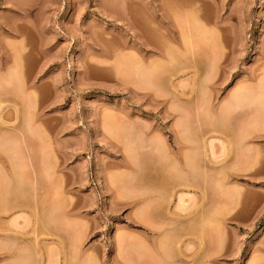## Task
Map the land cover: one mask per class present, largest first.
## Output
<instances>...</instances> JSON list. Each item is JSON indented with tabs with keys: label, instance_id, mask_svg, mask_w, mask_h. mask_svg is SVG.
<instances>
[{
	"label": "rangeland",
	"instance_id": "rangeland-1",
	"mask_svg": "<svg viewBox=\"0 0 264 264\" xmlns=\"http://www.w3.org/2000/svg\"><path fill=\"white\" fill-rule=\"evenodd\" d=\"M159 23L201 26L215 65L203 54L165 62ZM260 68L264 0H0V264H164V253L173 264H264V106L238 97L227 108ZM181 135L206 146L188 179L164 153ZM173 210L184 212L176 222Z\"/></svg>",
	"mask_w": 264,
	"mask_h": 264
},
{
	"label": "bare ground",
	"instance_id": "bare-ground-1",
	"mask_svg": "<svg viewBox=\"0 0 264 264\" xmlns=\"http://www.w3.org/2000/svg\"><path fill=\"white\" fill-rule=\"evenodd\" d=\"M130 2H132V1H130ZM135 2V1H134ZM134 2H133V5H134ZM136 3V2H135ZM171 4L173 3V2H170ZM175 3V2H174ZM136 4H138V2L136 3ZM132 5V4H131ZM131 5H130V3H128V10L130 9L129 8V6L131 7ZM175 5H176V3H175ZM178 5V4H177ZM171 5H169V7H170ZM136 7V6H135ZM134 6H133V8H135ZM163 7H165V9H166V6L164 5ZM177 7V6H176ZM132 8V7H131ZM136 9V8H135ZM134 9V10H135ZM160 9H162V8H160ZM164 9V10H165ZM170 9L171 10H173L174 11V9H173V7H170V8H168V10H169V12H171L170 11ZM131 10V9H130ZM130 10H129V12H130ZM167 10V9H166ZM132 11V10H131ZM160 11H162V10H160ZM165 12V11H164ZM168 12V11H167ZM166 12V13H167ZM131 13V12H130ZM153 13V12H152ZM128 15V14H127ZM131 16H133V14H131ZM163 16V15H162ZM130 17V16H129ZM132 18V17H131ZM133 18H134V16H133ZM128 20V19H127ZM141 23V22H140ZM143 24H146L145 22H142ZM189 23V22H188ZM128 24H129V20H128ZM143 24H138V25H140L142 28H139V27H137L138 29H140V30H138V33L140 32L142 35H143V37H145V39H147V38H149V39H152L151 37H153V36H148V33H147V31L146 30H148V29H145V28H147V25H146V27L145 26H142ZM163 25V24H162ZM160 23L158 24V25H156L155 27H157V28H155L154 30L155 31H159L160 32V34H161V36H163V38H162V40H164L163 41V43L160 41H158L157 40V42H159V44L155 41V43H154V48H156V49H158L159 51H160V53H162L163 54V58H165V59H163V58H161V59H163L165 62H167L168 64H170V65H175V66H178V64L180 65V63H179V61L182 63L183 61H184V59H187V58H192V57H195V56H199L200 54L202 55V56H204L205 58L204 59H206L207 61L206 62H208L209 63V65L210 66H212V65H215V62L217 61H215L214 59H212L213 57H210L211 56V54L212 53H207V51L209 50V49H206L207 51H205V50H203V49H205V44H203V45H205L204 47L201 45L202 43H199L198 41H196V38H195V36L196 35H198V36H200L201 38L203 37H205L206 38V36H205V33H202L203 32V30L202 29H199V28H202L201 26H196V25H194V23L192 24H190L189 26L188 25H186L185 27H181V28H179V30H178V27L177 28H173L174 26H176V25H173V27H171V25H169V24H166V26L164 25V27L162 26ZM129 26H131L130 24H129ZM179 27H180V25H179ZM152 28V27H151ZM154 28V27H153ZM136 29V28H135ZM161 29H163L165 32L163 33V31H161ZM177 29V30H176ZM150 30V29H149ZM154 30H152L151 29V31L153 32ZM201 30V31H200ZM154 31V32H155ZM150 32V31H149ZM158 32V33H159ZM162 32V33H161ZM198 32V33H197ZM158 33H156V34H158ZM140 34V35H141ZM141 35V36H142ZM160 36V35H159ZM155 37H157V36H155ZM153 39H154V37H153ZM152 41V40H151ZM142 42H143V39H142ZM146 42V41H145ZM144 42V46L146 45V46H149V44H147L148 43V41H147V43H145ZM154 42V41H153ZM152 42V43H153ZM176 42H178V44L176 43ZM149 43H151L150 41H149ZM161 43V44H160ZM176 43V44H175ZM177 45V46H176ZM203 48H202V47ZM206 48H207V46H206ZM209 52H210V50H209ZM200 55V56H201ZM159 61V63L161 62L160 61V59H158ZM183 60V61H182ZM186 61V60H185ZM184 61V62H185ZM140 62V61H139ZM164 62V66H168V65H166V63ZM141 63V62H140ZM214 63V64H213ZM144 64V63H143ZM162 64V63H161ZM160 64V65H161ZM212 64V65H211ZM137 65V64H136ZM162 65V66H163ZM208 65V66H209ZM138 66L139 67H141V69L139 68V72L141 73V70H142V68H144L145 67V64L142 66V64L141 65H139V63H138V65H137V68H138ZM154 65H152V67H153ZM163 66V67H164ZM209 66V67H210ZM149 68L150 67H147L146 68V70L148 69L149 70ZM259 69V68H258ZM137 70V69H136ZM142 71H145V70H142ZM150 71V70H149ZM258 70L257 69H254V70H251L250 71V73L243 79V82H241V86H239V94H238V92L237 91H235V93L237 94L236 96L234 95H232V96H230V99H229V101H228V106H227V108H232L233 106H235V103H236V100H237V98L239 97H241V98H244L246 101H250L251 102V104L252 103H255L254 101H257V102H259V104L261 103V105H263L264 106V68H260V72L258 73L257 72ZM145 72H147V71H145ZM146 74V73H145ZM145 74L143 75V76H145ZM207 80L205 79V81L204 82H206ZM146 83V82H145ZM148 83V82H147ZM243 83V84H242ZM149 84V83H148ZM149 86V85H148ZM151 86V85H150ZM144 87V86H143ZM147 88V87H146ZM231 95V94H230ZM174 97H175V95H174ZM241 98H240V100H241ZM174 100V99H173ZM245 101V102H246ZM244 102V103H245ZM239 103V102H238ZM206 104V103H205ZM249 104V103H248ZM209 104H207V106H208ZM177 110V109H176ZM180 110V109H179ZM179 110H178V112H179ZM187 115V114H186ZM185 115V116H186ZM186 122V121H185ZM183 124V123H182ZM180 125V124H179ZM179 127V126H178ZM183 127V126H182ZM215 128H216V126H215ZM185 130V129H184ZM183 130V131H184ZM241 130V129H240ZM144 131V130H143ZM182 131V132H183ZM187 131V130H186ZM189 131V130H188ZM145 132V131H144ZM147 132V131H146ZM237 133L238 134H236V136H234V137H236V140L235 141H237L238 142V145L237 146H244V144H245V142H246V139L249 137V134H247V132H244V131H237ZM186 134V133H185ZM176 135H177V133H176ZM176 135H175V137L174 138H176V139H178V141H179V138L178 137H176ZM190 135V134H189ZM2 136V135H1ZM1 136H0V140H1ZM183 138L182 139H184L183 141H184V144H181L183 141L182 140H180V142L178 143L177 142V140H176V144L175 145H177V150H180L181 148L182 149H184V151L182 152V153H180V152H177V150L176 151H173V150H171L170 149V147H169V150H165V156H166V158L168 157L169 159V163H168V165L171 167V169H174V170H176V171H180V173H182V174H184L185 175V177L188 179L189 177V175L191 176V171L193 172V170H192V168H193V158H194V154H195V150L196 149H198V147H201V148H204V147H206V146H200V145H195L194 143L195 142H192V141H194V140H187L186 141V139L184 138V137H186V136H184V135H181ZM155 137V136H154ZM188 137V136H187ZM195 137V136H194ZM258 137V136H257ZM5 139V138H4ZM3 138H2V140H4ZM141 139V138H140ZM139 139V140H140ZM145 139V138H144ZM154 139V138H153ZM157 139V138H156ZM188 139V138H187ZM191 139V138H190ZM193 139V138H192ZM195 139V138H194ZM235 139V138H234ZM10 140V139H9ZM12 140V139H11ZM10 140V141H11ZM147 140V139H146ZM155 140V139H154ZM160 140V139H159ZM175 140V139H174ZM198 139H196V141H197ZM142 141V140H141ZM149 141V140H148ZM156 141V140H155ZM182 141V142H181ZM199 141V140H198ZM202 141V140H201ZM211 139H210V143H209V145L210 144H212L211 143ZM1 142V141H0ZM14 142V141H13ZM17 142V141H16ZM203 142V141H202ZM18 143V142H17ZM154 142H151L150 144H151V146H152V144H153ZM7 144H8V141H7ZM155 144V143H154ZM199 144V143H198ZM1 145V144H0ZM5 144H3L2 145V148H3V146H4ZM142 145V144H141ZM181 145V146H180ZM206 145V144H205ZM12 146V145H11ZM163 146V145H162ZM1 147V146H0ZM143 147H144V145H143ZM154 147H156V146H154ZM160 147V146H159ZM163 147H165V146H163ZM162 147V148H163ZM178 147H180V148H178ZM223 147L225 148V146L223 145ZM246 147V146H245ZM208 148H209V146H208ZM212 148H213V146L212 145H210V152L212 153ZM9 149V148H8ZM152 149V148H151ZM150 149V150H151ZM159 149V148H158ZM160 149H161V147H160ZM160 149H159V152H160ZM207 149V148H206ZM7 150V149H6ZM156 151L158 152V150L156 149ZM1 152V151H0ZM200 152V151H199ZM152 153H153V151H152ZM180 153V154H179ZM203 153V152H202ZM201 153V154H202ZM4 154V153H3ZM200 154V155H201ZM204 154L206 155V152H204ZM203 154V155H204ZM180 155H182V156H180ZM2 156V155H1ZM8 156V155H7ZM134 156H136L135 154H134ZM164 156V155H163ZM197 155H195V157H196ZM207 157H209L208 156V154L206 155ZM211 156H212V154H211ZM158 157V156H157ZM156 157V158H157ZM160 157V156H159ZM203 158H204V156H202ZM132 158V157H131ZM160 158H162V157H160ZM165 158V157H164ZM165 158V161L167 160ZM11 159V158H10ZM133 159V158H132ZM207 159H209V158H207ZM207 159L205 160L206 162H207ZM198 160V159H197ZM12 162H13V160H11ZM10 161V162H11ZM161 161V160H160ZM200 161H202V159H201V157H200ZM199 161V162H200ZM10 162H8V164H10ZM129 162V161H128ZM127 162V164H129ZM134 162V161H133ZM135 162H136V160H135ZM135 162H134V165H136L135 164ZM195 162V161H194ZM198 162V163H199ZM205 162V163H206ZM139 163V162H138ZM163 163H164V161H163ZM162 163V164H163ZM197 163V164H198ZM12 164V163H11ZM165 164V163H164ZM203 164H204V161H203ZM206 164H208V163H206ZM13 165V164H12ZM15 165H17V164H15ZM15 165H13V168L15 169L16 168V166ZM131 165V164H130ZM211 165V164H210ZM209 165V166H210ZM138 166V165H137ZM168 166V167H169ZM209 166H208V168H209ZM226 166V165H225ZM140 167V166H139ZM167 167V168H168ZM202 167V166H201ZM205 167V166H204ZM19 168V167H18ZM138 168V167H137ZM136 168V169H137ZM195 168V167H194ZM217 168V167H216ZM9 169V168H8ZM169 169V168H168ZM222 169H223V167H221V169H220V171H222ZM10 170V169H9ZM207 170V169H206ZM218 170H219V168H218ZM15 171V170H14ZM16 171H18V170H16ZM209 171H211V168H210V170ZM229 171V170H228ZM7 172V171H6ZM213 172H214V170H213ZM217 171H216V169H215V174H217L216 173ZM4 173V172H3ZM137 173V172H136ZM179 173V172H178ZM211 173V172H210ZM222 173H223V171H222ZM221 173V174H222ZM228 173V172H227ZM12 174V173H11ZM15 174V173H14ZM19 174V173H18ZM17 174V175H18ZM134 175H136L135 173H134ZM181 175V174H180ZM180 175H178V176H180ZM3 176H5V174L3 175ZM9 176V175H8ZM12 176V175H11ZM173 176H175V175H173ZM177 176V177H178ZM183 176V175H182ZM209 176H211V175H209ZM209 176H207V177H209ZM212 176H213V174H212ZM215 176V175H214ZM218 176V175H217ZM216 176V177H217ZM224 176H225V174H224ZM223 176V177H224ZM10 177V176H9ZM9 177H7V179L9 178ZM14 177V176H13ZM20 177V176H19ZM18 177V178H19ZM32 177V176H31ZM129 177V176H128ZM134 177V176H133ZM16 178V177H15ZM135 178V177H134ZM215 178V177H214ZM12 179V178H11ZM14 179V178H13ZM21 179V178H20ZM211 179V178H210ZM18 181H20L19 179H17ZM221 180V179H220ZM218 180V183L220 182V183H222L221 181L223 180ZM22 181V180H21ZM24 181V180H23ZM185 181V180H184ZM213 181V180H212ZM216 181V180H215ZM10 182H12L11 180L9 181V182H6V184H9ZM15 183H16V181H14ZM13 182V183H14ZM188 182V181H187ZM13 183H11L10 185L12 186L13 185ZM15 183H14V185L13 186H15ZM18 183V182H17ZM16 183V184H17ZM24 183H26V182H23V184ZM183 184L185 183V182H182ZM21 183H19V185H20ZM30 184V183H29ZM10 185L8 186L7 185V187L5 186V184H4V186L7 188V189H5V191L6 190H8V188H10ZM215 185H217V184H215ZM13 186H12V188H13ZM26 186H28V185H26ZM189 186H190V184H189ZM221 186H223V184L222 185H220V187ZM23 187V186H22ZM12 188H11V190H12ZM25 188V187H24ZM33 188V187H32ZM31 188V189H32ZM23 189V188H22ZM8 191V192H11L12 193V191ZM17 189H15V191H16ZM145 189H143L142 190V193H144L143 191H144ZM156 190V189H155ZM18 191H19V189H18ZM149 191H150V189H149ZM160 191V190H159ZM164 191V190H163ZM1 192V191H0ZM139 192V191H138ZM146 192H147V190H146ZM145 192V193H146ZM2 193H3V191H2ZM1 193V194H2ZM4 193H6V192H4ZM147 193H149V192H147ZM146 193V194H147ZM150 193H151V191H150ZM152 193H153V191H152ZM154 193H157V195H158V193L159 192H154ZM136 194H137V192H136ZM146 194H144V195H146ZM159 194H161V193H159ZM165 194V193H164ZM4 195V194H3ZM6 195H8V194H6ZM138 195V194H137ZM163 195V194H162ZM161 195V196H162ZM168 195V194H167ZM180 195V194H179ZM2 196V195H1ZM11 196V195H10ZM169 196V195H168ZM17 197H18V194H17ZM19 197H20V195H19ZM163 197H164V195H163ZM8 198V197H7ZM6 198V199H7ZM138 198V197H137ZM141 198V197H140ZM165 198H167V196H165ZM14 199V198H13ZM16 200V199H15ZM149 200V199H148ZM170 200V199H169ZM137 201H139V200H137ZM154 201V200H153ZM158 201V200H157ZM168 201V200H167ZM8 202H9V200H8ZM147 202V200L145 201V203ZM183 202H184V200H183V198H182V195H180V196H178V199H177V204L175 205V207H176V209H178L179 207H181V206H183ZM10 203V202H9ZM151 203H153V202H151ZM142 204H144L143 202L141 203V205ZM148 204H150L149 202L147 203V205ZM157 203H155L154 202V206L156 205ZM9 205H11V204H9ZM8 205V206H9ZM13 205H16V204H14L13 203ZM12 205V206H13ZM18 205H19V203H18ZM26 205V204H25ZM51 205V204H50ZM140 205V206H141ZM146 205V206H147ZM17 206V205H16ZM20 206H23V205H20ZM53 206H56V205H53ZM145 206V205H144ZM145 206V207H146ZM153 206V207H154ZM160 206H161V204H160ZM15 207V206H14ZM24 207V206H23ZM22 207V208H23ZM52 207V206H51ZM57 207V206H56ZM147 207H149V205L147 206ZM152 207V206H151ZM44 208H46V206L44 207ZM44 208H42L43 210H44ZM50 208V207H49ZM144 208V207H143ZM155 208V207H154ZM205 208V207H204ZM47 209V208H46ZM152 209V208H151ZM150 209V210H151ZM208 209V208H207ZM9 210V207H8V209H7V211ZM54 210L56 211V209L54 208ZM54 210L52 209L50 212H49V216H52L53 215V213H54ZM146 210V209H145ZM156 210V209H155ZM154 210V211H155ZM168 210V209H167ZM185 210V209H184ZM202 210V209H201ZM211 210V209H210ZM4 211H5V209H4ZM10 211V210H9ZM41 211V210H40ZM40 211H38L37 213H40ZM45 211V210H44ZM140 211V210H139ZM205 211V210H204ZM212 211V210H211ZM3 212V211H2ZM35 212V211H34ZM59 212V211H58ZM142 212V211H141ZM161 212V211H160ZM167 212V211H166ZM202 212V211H201ZM213 212V211H212ZM149 213L151 214V212L149 211ZM157 213V212H156ZM169 213V212H168ZM170 213H171V215H170V217H172V218H170L169 216V218L172 220V221H170V222H176L177 220H178V218L179 217H182L184 214V212L183 211H180V212H174V210L173 211H170ZM207 212H205V214H206ZM42 213H40V215H41ZM55 214V213H54ZM201 214V213H200ZM199 214V215H200ZM208 214H211L209 211H208V213L205 215V217L206 218H208L209 219V215ZM44 215H46L45 213H44ZM58 215H59V213H58ZM157 215V214H156ZM160 215V214H159ZM161 215H163L162 214V212H161ZM166 215V214H165ZM202 215V214H201ZM207 215H208V217H207ZM213 215V217L215 216V214H212ZM212 215H211V217H212ZM39 216V215H38ZM48 216V214L46 215V217ZM55 217L57 216V215H54ZM146 216V215H145ZM203 216V215H202ZM134 217H136V214H135V216L133 215V218ZM149 217H151L150 215H149ZM158 217V216H157ZM167 217V216H166ZM210 217V218H211ZM49 218V217H48ZM47 218V219H48ZM51 218H53V217H51ZM59 218V217H58ZM160 218H162V217H160ZM165 218V217H164ZM168 218V219H169ZM190 218V217H189ZM203 218V217H202ZM14 219V218H13ZM38 219H39V217H38ZM43 219V218H42ZM55 219V218H54ZM135 219H137V218H135ZM149 219V218H148ZM148 219L147 220H144V222H142V223H145L146 221H148ZM151 219V218H150ZM153 219H154V217H153ZM158 219V218H157ZM175 219H177L176 221H175ZM185 219V218H184ZM187 219H188V217H187ZM191 219V218H190ZM199 219V218H198ZM44 220V219H43ZM50 220V219H49ZM138 220H139V216H138ZM138 220L136 221L137 223H138ZM141 220H142V217H141ZM155 222L154 223H156V217H155ZM159 220V219H158ZM182 220V219H181ZM205 220V219H204ZM215 220V219H214ZM47 221V220H46ZM150 221V220H149ZM148 221V222H149ZM167 221V220H166ZM180 221V220H179ZM178 221V222H179ZM185 221V220H184ZM203 221V220H202ZM209 221V220H208ZM207 221V222H208ZM210 221H212V220H210ZM209 221V222H210ZM44 222V221H43ZM141 222V221H140ZM159 222H160V220H159ZM158 222V223H159ZM168 223V224H171V223ZM204 222V221H203ZM147 223V222H146ZM153 223V224H154ZM164 223H165V221H164ZM184 223V222H183ZM148 224V223H147ZM205 224V223H204ZM209 224V223H208ZM137 225V224H136ZM142 225V224H141ZM148 225H151V224H148ZM156 225V224H155ZM177 225V224H176ZM145 226H146V224H145ZM204 226V225H203ZM151 230L149 229L150 228V226L148 227V229L151 231V232H153V229L156 227H153L152 225H151ZM159 227V226H158ZM180 227V226H179ZM211 227V226H210ZM165 228V227H164ZM158 229V228H157ZM160 229H162V228H160ZM170 229V228H169ZM176 229V228H175ZM146 230H147V228H146ZM173 230V229H172ZM179 230V229H178ZM208 230H209V228H208ZM204 231H205V229H204ZM207 231V230H206ZM205 231V232H206ZM167 232V231H166ZM166 232H164V233H166ZM208 232V231H207ZM153 233H155V232H153ZM158 233V232H157ZM138 235V234H137ZM140 235V234H139ZM142 235V234H141ZM167 235H169V234H167ZM73 236V235H72ZM75 236V235H74ZM136 236V235H135ZM143 236V235H142ZM159 236V235H158ZM184 236V235H183ZM3 237V236H2ZM1 237V238H2ZM5 237V236H4ZM7 238H8V240H9V237H8V235L6 236ZM5 237V238H6ZM13 237V236H12ZM71 237V236H70ZM141 237V236H140ZM145 237V236H144ZM143 237V238H144ZM156 237H157V235H156ZM163 237V236H162ZM5 238H4V240H5ZM120 238H122V237H120ZM166 238V237H165ZM14 239V238H13ZM13 239H12V241H13ZM117 239L119 240V238H116V241H117ZM133 239V238H132ZM145 239V238H144ZM3 240V239H2ZM1 240V241H2ZM3 240V241H4ZM73 240V239H72ZM79 240V239H78ZM129 240H131V239H129ZM134 240V239H133ZM138 240V239H137ZM166 240H168V239H166ZM10 241V240H9ZM135 241H136V239H135ZM134 241V242H135ZM163 241V240H162ZM8 241H6V243H7ZM14 242H17L16 240L14 241ZM74 242V241H73ZM78 242V241H77ZM119 242V241H118ZM159 241H157V243H158ZM1 243V242H0ZM79 243H80V241H79ZM117 243V242H116ZM125 243H128V242H125ZM124 243V244H125ZM133 242H131V244H132ZM137 243H139V241L137 242ZM144 243V242H143ZM170 242H168V244H169ZM8 244V243H7ZM11 244V243H10ZM70 244H71V242H70ZM119 244H120V242H119ZM119 244L117 245V246H119ZM123 244V245H124ZM141 245H142V248H143V244L142 243H140ZM151 244H153V242L151 243ZM155 244V243H154ZM153 244V245H154ZM159 244V243H158ZM161 244V243H160ZM166 244V243H165ZM17 245H18V242H17ZM74 245H76V244H74ZM133 245H136V244H133ZM140 245V246H141ZM147 245H148V243H147ZM156 245V244H155ZM162 245H164V244H162ZM170 245V244H169ZM5 246V245H4ZM13 246V245H12ZM20 246H22V245H20ZM20 246L19 247H17V248H20ZM73 246V245H72ZM122 246V245H121ZM127 246V245H126ZM137 246V245H136ZM139 246V245H138ZM26 247H27V245H26ZM74 247V246H73ZM120 247V246H119ZM128 248H129V245L127 246ZM150 247V246H149ZM148 247V248H149ZM157 247V246H156ZM12 248H14V247H12ZM11 248V249H12ZM23 248V247H22ZM21 248V249H22ZM69 248V247H68ZM71 248V247H70ZM131 248V247H130ZM134 248V247H133ZM136 248V247H135ZM138 248V247H137ZM141 248V247H140ZM152 248H154V246L152 247ZM159 248V247H158ZM168 247L166 246V249H167ZM4 249H6V247L4 248ZM8 249L10 250V248H9V244H8ZM23 249H26V250H24L25 251V256H23L25 259L27 258V260L28 259H32V257H35V254H34V256L32 255V251H31V249H29L28 248V250H27V248H23ZM35 249V248H34ZM75 249V248H74ZM164 249H165V247H164ZM176 249V248H175ZM16 250V249H15ZM151 250V249H150ZM159 250V249H158ZM23 251V250H22ZM23 251V252H24ZM34 251V250H33ZM36 251V250H35ZM149 251V250H148ZM172 251V250H171ZM18 252V251H17ZM37 252V251H36ZM69 252H70V250H69ZM151 252V251H150ZM155 252H157L156 250H155ZM173 252V251H172ZM176 252H178V250H176ZM175 252V253H176ZM50 253V252H49ZM68 253V252H67ZM76 253V252H75ZM80 253V252H79ZM125 253V252H124ZM158 253V252H157ZM156 253V254H157ZM161 253V252H160ZM206 253V252H205ZM209 253V252H208ZM20 254H22V253H20ZM48 254V253H47ZM55 254V253H54ZM71 254H72V252H71ZM153 254H154V252H153ZM155 254V255H156ZM165 255L163 256L162 254H161V256H162V260H161V263H162V261H163V263L164 264H173V263H171L172 262V259L170 260L171 262H169V260L168 259H170V258H168V257H170V256H168V254L166 255V253H164ZM207 254V253H206ZM50 255V254H49ZM129 255V254H128ZM173 255H174V253H173ZM176 255V254H175ZM22 256V255H21ZM55 256H58V255H55ZM70 256V255H69ZM157 256H159L160 257V255H159V253L157 254ZM209 256H210V254L205 258V262H207L208 263V258H209ZM36 257H37V254H36ZM47 257H48V255H47ZM181 257V256H180ZM179 257V258H180ZM40 258H41V256H40ZM49 258H51V256L49 257ZM129 258V257H128ZM127 258V259H128ZM176 258V257H175ZM203 258V257H202ZM14 259H16V258H14ZM34 259V258H33ZM33 259H32V261H33ZM48 259V258H47ZM52 259V258H51ZM51 259H48V261L46 260V264H51ZM84 259V258H83ZM160 259V258H159ZM13 260V259H12ZM17 260V259H16ZM44 260V259H43ZM66 260V259H65ZM124 260V259H123ZM178 260V259H177ZM176 260V261H177ZM182 260H184V259H182ZM18 261V260H17ZM16 261V262H17ZM31 260H30V263L32 262ZM57 260L55 259L54 260V262H56ZM69 261V260H68ZM71 262H72V260H70ZM69 261V262H70ZM77 261V260H76ZM115 261H117V260H115ZM157 261H158V259H157ZM40 262V261H39ZM38 262V263H39ZM67 262V261H66ZM71 262H70V264H71ZM126 262H128V260H126ZM13 263V262H12ZM81 263V262H80ZM86 263H87V261H86ZM119 263H121V262H119ZM204 263V262H203ZM20 264V263H19ZM27 264V263H26ZM36 264H37V262H36ZM56 264V263H55ZM124 264V263H123ZM126 264V263H125ZM131 264V263H130ZM134 264V263H133Z\"/></svg>",
	"mask_w": 264,
	"mask_h": 264
}]
</instances>
